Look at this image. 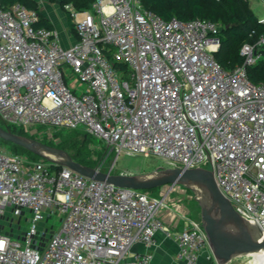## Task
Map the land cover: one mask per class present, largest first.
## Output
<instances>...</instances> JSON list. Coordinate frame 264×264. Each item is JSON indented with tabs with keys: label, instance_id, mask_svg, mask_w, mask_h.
<instances>
[{
	"label": "built area",
	"instance_id": "obj_1",
	"mask_svg": "<svg viewBox=\"0 0 264 264\" xmlns=\"http://www.w3.org/2000/svg\"><path fill=\"white\" fill-rule=\"evenodd\" d=\"M66 10L78 36L68 47L38 26L37 10L0 4V126L49 145L59 129L82 130L116 154L110 173L122 155L209 169L264 234V85L248 76L264 34L227 71L216 58L221 26L210 20H165L141 0ZM198 198L178 184L116 187L0 147V264H151L158 232L182 264H217L192 211Z\"/></svg>",
	"mask_w": 264,
	"mask_h": 264
},
{
	"label": "water",
	"instance_id": "obj_2",
	"mask_svg": "<svg viewBox=\"0 0 264 264\" xmlns=\"http://www.w3.org/2000/svg\"><path fill=\"white\" fill-rule=\"evenodd\" d=\"M0 140L18 146L57 167L116 187L152 191L178 184L196 194L200 217L217 264L264 250V234L247 222L220 191L213 171L205 168H160L150 174H112L76 161L66 150L0 126Z\"/></svg>",
	"mask_w": 264,
	"mask_h": 264
},
{
	"label": "trees",
	"instance_id": "obj_3",
	"mask_svg": "<svg viewBox=\"0 0 264 264\" xmlns=\"http://www.w3.org/2000/svg\"><path fill=\"white\" fill-rule=\"evenodd\" d=\"M51 3L60 2L63 8L71 4L76 10L83 11L90 9L97 0H47ZM146 9L154 11L165 20L177 19L187 22L191 20H210L221 26L219 33L220 50L216 54V58L220 65L227 71H232L244 64V58L240 54L241 47L245 43H256L259 36L264 34V25L258 23V18L253 14L249 7V2L242 0H141ZM0 4L4 9H9L16 4H22L29 9H35L38 12V3L34 0H0ZM68 21L71 26L72 18L70 12L67 11ZM38 26L55 29L47 20H43ZM253 32L256 35L252 36ZM262 59L248 69L249 80L256 85H264V50L262 51ZM119 65H117L118 67ZM123 70L126 67L121 66ZM5 129L11 130L18 135H24L23 131L17 128H11L5 124H1ZM4 144L3 141H1ZM12 146L17 153H24L28 156L36 157L26 150ZM64 149V148H61ZM65 150V149H64ZM73 158L87 166L92 162L86 158L72 155ZM40 159V158H38ZM95 167V166H94ZM102 171L106 172L105 169ZM158 189L152 190L157 192Z\"/></svg>",
	"mask_w": 264,
	"mask_h": 264
},
{
	"label": "rangeland",
	"instance_id": "obj_4",
	"mask_svg": "<svg viewBox=\"0 0 264 264\" xmlns=\"http://www.w3.org/2000/svg\"><path fill=\"white\" fill-rule=\"evenodd\" d=\"M35 1V0H34ZM39 7V5H38ZM51 10L53 11V15L57 16L58 20H61V24L64 22L65 16V8L62 7L60 2L55 5H50ZM249 7L252 10L253 14L258 18H264V3L260 0H250ZM43 10L47 11L45 6L43 5ZM50 11L47 13L49 14ZM63 21V22H62ZM130 76V73L127 74ZM46 127H42L41 130H44ZM53 138H51V145L64 148L71 155H77L90 160L92 163V167L101 166V169H105L106 172L110 171V168L113 167V164L116 161V154L112 152L107 145L96 138L91 136H86V133L82 130H69V129H59L53 134ZM45 143L48 140V137L44 136L42 139ZM0 147L3 150H6L13 155H23L28 158L31 164L38 161V157L28 156L24 153H17L14 149H12L11 145L4 144L0 140ZM35 156V155H34ZM160 168H167L166 164L163 160L157 157H149L146 158L142 155L136 156H125L122 155L118 158L116 168L113 170V174H150ZM192 211L194 214L198 215L200 213V208L198 203L192 204ZM60 226V219L56 218L55 227L58 228ZM250 258L247 256L235 259L230 264H249Z\"/></svg>",
	"mask_w": 264,
	"mask_h": 264
},
{
	"label": "crops",
	"instance_id": "obj_5",
	"mask_svg": "<svg viewBox=\"0 0 264 264\" xmlns=\"http://www.w3.org/2000/svg\"><path fill=\"white\" fill-rule=\"evenodd\" d=\"M38 5H39V14L41 17V21L47 20L50 22L54 28L59 32L61 42L65 47L70 46L74 42L78 40L77 33L75 31L74 25H70L68 21V16H67V10L65 14V20L63 24H61V20L57 19L56 15H53V11L51 10L50 5H55L56 3H51L47 0H35ZM43 5L47 9V11L43 10ZM48 11L49 14L47 13ZM157 240H158V247L153 251L154 252V260L151 264H182V262L178 259L177 254H178V246L176 242L172 238H167L163 232H158L157 233ZM135 251L144 253L146 251V248L142 245H138L135 247ZM201 263H205V258L203 257L201 259Z\"/></svg>",
	"mask_w": 264,
	"mask_h": 264
},
{
	"label": "bare ground",
	"instance_id": "obj_6",
	"mask_svg": "<svg viewBox=\"0 0 264 264\" xmlns=\"http://www.w3.org/2000/svg\"><path fill=\"white\" fill-rule=\"evenodd\" d=\"M247 257L250 258L249 264H264V250L247 255Z\"/></svg>",
	"mask_w": 264,
	"mask_h": 264
}]
</instances>
